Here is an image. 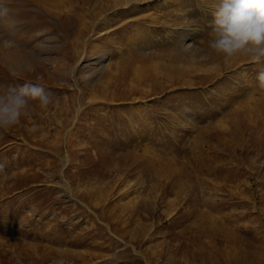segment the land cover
I'll use <instances>...</instances> for the list:
<instances>
[{
	"label": "rangeland",
	"instance_id": "374dc122",
	"mask_svg": "<svg viewBox=\"0 0 264 264\" xmlns=\"http://www.w3.org/2000/svg\"><path fill=\"white\" fill-rule=\"evenodd\" d=\"M213 4L0 0V84L54 97L0 136V264H264V65Z\"/></svg>",
	"mask_w": 264,
	"mask_h": 264
},
{
	"label": "clouds",
	"instance_id": "9594fccd",
	"mask_svg": "<svg viewBox=\"0 0 264 264\" xmlns=\"http://www.w3.org/2000/svg\"><path fill=\"white\" fill-rule=\"evenodd\" d=\"M212 15L208 34L211 52L222 57L225 63L246 57L254 64L264 65V0H214ZM256 80L259 89L264 90V67L258 71ZM53 100V95L40 84H0V136L22 117L30 116L31 102L46 109ZM62 163L67 166L66 160ZM3 167L0 165V170ZM61 179L68 183L65 178ZM54 264H64V261L60 259Z\"/></svg>",
	"mask_w": 264,
	"mask_h": 264
}]
</instances>
